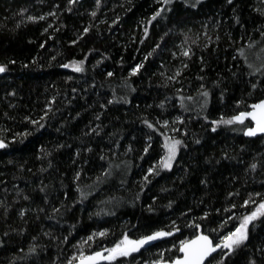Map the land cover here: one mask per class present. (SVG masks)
Wrapping results in <instances>:
<instances>
[{"label":"trees","instance_id":"trees-1","mask_svg":"<svg viewBox=\"0 0 264 264\" xmlns=\"http://www.w3.org/2000/svg\"><path fill=\"white\" fill-rule=\"evenodd\" d=\"M57 4L59 9L55 8ZM67 5L68 0H0V62L17 61L10 72L0 74V129L4 130L0 136L6 142L16 141L0 150V201L8 208L6 214L0 208V264H52L57 256L60 259L56 264H64L75 251L72 244L94 231L109 229L110 235L102 243L111 246L123 231L137 238L175 220L180 233L146 247L147 251L142 249L143 255L135 254L136 261L143 264L155 259L162 248L171 247L172 242L190 237L193 229L185 225L194 217L209 212L206 221L197 222L216 227L228 215L222 211L224 207L241 204L249 193L264 192V138L244 136L240 125H220L213 132L210 123L221 115L229 117L244 110V104L236 108L237 101L251 104L264 99V82L253 90L251 84L259 78L248 75L242 59L233 60L238 49L244 47L252 61V53L261 46L251 50L246 47L251 41H261L255 29L264 26V16L255 9H264L262 0H233L232 4L227 0H203L197 8L185 7L182 0H176L167 20L151 24L148 20L157 8L154 0H101L95 18L90 16L95 0H79L72 12L65 10ZM53 10L57 18L47 16L36 22L27 19L46 16ZM237 16L240 24L235 22ZM89 25H93L90 32L73 45L72 41ZM145 26L149 30L146 39ZM165 32L169 34L164 36ZM183 34L190 37L184 47H191V59L181 55ZM162 36L161 48L144 62L140 73L130 76L132 67L144 61ZM72 60H84V72L61 67ZM183 63H187L186 69ZM178 69L181 75L168 82L167 77ZM108 72L113 76L108 77ZM202 85L210 93L203 112V98L198 95ZM179 95L196 97V102L185 100V110ZM53 98L55 103L42 122L43 128L37 130L24 122L25 116L38 119L43 115ZM109 100L114 102L108 104ZM162 102L164 107H158ZM98 114L99 120L95 118ZM178 116L185 123L174 125L179 132L169 129L167 134L184 140L187 147L180 149L171 171L150 177L151 183L141 188L147 169L163 155L164 139L159 132L148 129L143 119L155 124L157 119L171 122ZM93 128L99 135L91 132ZM25 131L31 134L21 142L15 133ZM185 131L187 135H183ZM148 136L152 137L150 142ZM196 139L199 144L194 142ZM146 143H151L147 154L143 151ZM42 147L51 155L42 153ZM225 152L234 159H223ZM100 155L105 161L99 159ZM108 159L119 163L120 171L82 204L71 207L78 197L72 180L75 172L83 168L81 187L92 184ZM253 162L258 163L257 170L246 171ZM42 168L46 171L41 172ZM43 185L48 186V203L45 193L39 190ZM229 192L240 195L229 200ZM137 193L139 200H135ZM25 195L30 199L25 200ZM170 201L171 208L167 207ZM61 202L68 207L53 214L52 208L61 207ZM149 205L152 212L148 211ZM24 209L28 211L21 217L19 213ZM216 209H221L219 215ZM243 211L238 209L237 214ZM184 212L188 215L182 216ZM253 234V244H258L264 238V226L257 227ZM65 236H69L67 244L61 243ZM32 245L37 246L38 254L28 255ZM233 259L234 264H243L244 255Z\"/></svg>","mask_w":264,"mask_h":264},{"label":"snow or ice","instance_id":"snow-or-ice-1","mask_svg":"<svg viewBox=\"0 0 264 264\" xmlns=\"http://www.w3.org/2000/svg\"><path fill=\"white\" fill-rule=\"evenodd\" d=\"M79 0H68V5L66 7V11L72 12L73 6L77 4ZM203 0H182L185 7L197 8L200 4H202ZM228 4H232L233 0H227ZM264 2V0H262ZM154 3L157 5V8L151 15L148 20V24H151L153 21L159 20H167L168 14L173 11V5L176 3V0H154ZM101 6V0H95V10L90 12V16L95 18L97 16V11ZM60 5H55L56 9H59ZM258 14L264 16V9L256 8L255 9ZM26 11V10H25ZM47 16H51L57 18V12L55 10L50 11L47 15H40L39 17L28 16L27 19L32 22H36L37 20L43 21L47 18ZM117 21H113V23H117ZM235 22L240 24L241 21L237 16L235 18ZM101 23H106V21H101ZM20 25L17 24V27ZM49 28L52 27V24L48 25ZM93 25H89L83 28V32L78 36L77 40H73L72 44L75 45L78 43L80 39H83L85 35H87ZM59 31V29H56ZM45 32L48 31L47 28L44 29ZM170 31V30H169ZM255 31L260 33L261 41H251L247 44V49H255L257 45H261L258 51L253 52L254 60H249V54L245 51L244 47L238 49V55L233 56V60L240 58L243 60L244 66L248 69V75L252 77H258L257 82L251 84V88L255 90L259 83L264 82V26H260L255 29ZM148 27L145 26L144 34L145 39L148 36ZM169 33L165 32L164 36H167ZM184 39L179 45L181 48V55L183 57H187L191 59L192 52L191 47H184L189 42L190 37L187 34H183ZM164 36L161 37V42L157 43L152 51L148 52L144 56V61L135 64L132 67L130 76H135L140 73L141 69L144 68V62L151 57L157 49L161 48V44L164 42ZM205 36H207V32H205ZM210 39V38H209ZM219 37H217V40ZM196 40H191L192 44H196ZM141 44L144 43L142 39L140 41ZM44 45L42 44L41 47ZM173 57L176 58V53H173ZM54 60L55 57H52ZM86 59V58H85ZM203 63V60H201ZM17 61L15 59L9 60L7 63L0 62V74H6L11 71V65H15ZM35 63V61H33ZM84 60H72L69 63L61 64L63 68H71L74 72H84ZM100 61L97 62L99 64ZM23 67L27 68L28 65L24 64ZM188 67L187 63H183V68L186 69ZM161 75H164L161 73ZM181 75V70L178 69L173 76L167 77L168 82H172L176 77ZM108 77H112L113 73L108 72ZM199 79H203V77H198ZM71 79V77H68ZM125 86L131 88L130 84L125 82ZM167 86V84L165 85ZM218 86V85H217ZM75 92L76 90L73 89ZM131 91H135L134 88H131ZM178 92H182V89H178ZM115 95V92H113ZM10 95H15V92L10 93ZM198 95L203 98V103L200 104V111L203 112L206 109L208 98L210 93L208 90L201 86V90L198 92ZM251 95V93H249ZM221 98H223V93ZM180 101V106L187 110V106L185 105V100L190 102H196V97L179 95L178 97ZM114 101L109 100L108 104H112ZM119 102V101H115ZM125 103L128 101L125 99ZM55 103V98L49 102V106L44 110L43 115H41L38 119H34L31 116H25L24 122L34 126L37 130L43 128L45 125L42 123L45 121L49 113L52 112L51 104ZM244 104V110H240L237 113L225 117L223 115L220 116L217 120H212L210 123L213 125L211 130L215 132L217 127L220 125L232 126V125H240L243 127V135L246 137H257L260 135L264 138V99H260L258 102L246 104V102L242 99L237 101L236 108L239 109L241 105ZM14 107V105H13ZM158 107L163 108V102L158 105ZM101 108H105V105L101 104ZM7 116V113H5ZM97 120L100 119V115L98 114L95 117ZM206 121L208 120L207 116L203 117ZM246 121L248 123H246ZM143 123L150 129L152 132H159L161 136L164 137L163 143L161 145L163 149V155H161L158 161L151 165L147 169V173L143 176V182L141 184V188L151 183L150 177L158 176L161 171H171L174 162L176 161V157L182 147H187L184 140L178 139L175 136H170L167 134V130H171L172 132H179L180 129L174 127L175 124H184L185 121L181 117H176L173 121L169 122L168 120H159L157 119L155 124L149 122L147 118L143 119ZM159 126V127H158ZM99 128V125H97ZM97 128L91 129V132H95L99 135ZM161 128L165 131H161ZM0 131H4L0 129ZM31 133L29 131H25L23 133H15L16 137H21V142L23 139H26ZM90 133H85L88 135ZM183 135H187V131L183 133ZM147 140L150 142L152 140L151 136H148ZM15 139L10 142H6V138L4 136H0V149H7L10 143H15ZM196 144L200 143L199 139L194 141ZM60 147H63L62 145ZM151 148V143H146L144 147V153L147 154L149 149ZM42 153L46 156H50L51 153L46 152L42 147L40 149ZM88 152H91L92 149L88 148ZM128 151H131V147H129ZM80 152L77 151L76 156L79 157ZM223 159H234V157H229L225 152ZM99 159L101 161H105V156L100 155ZM143 159V156L141 157ZM75 163V161H74ZM219 163V161H217ZM107 166L102 167L101 171L95 176L92 184L84 185L81 187V177L84 175L83 168L78 169L72 180L75 184V191L78 193V197L75 201H73L71 207H75L77 203L82 204L85 200L88 199L89 196L93 195L94 192L100 190V186L108 183V181L114 176L115 172L120 171L121 165L116 163L113 159H108L106 162ZM49 167H51V163H49ZM258 168V163H251L246 171L255 172ZM41 172L46 171V169H41ZM124 181L121 180V184ZM201 183H206V181H201ZM43 184V181H41ZM47 185H43L40 187V192L45 193L44 200L45 203H48L47 196ZM87 189V191L85 190ZM163 191H167V189H162ZM6 191V190H5ZM65 195V200L68 199L67 193ZM239 192H229L228 199L231 200L233 196H239ZM25 200L30 199L27 195L23 197ZM140 199V193H137L135 196V200ZM111 201H101V203H110ZM68 206L61 202V207H53L52 213L59 214L61 213V208H67ZM167 207H172V202L170 201ZM0 208H3L5 214L8 211L7 206L4 201H0ZM238 209H244L245 211L239 212L237 214ZM70 210V209H69ZM28 209L22 210L19 215L24 217ZM39 211L43 212L44 209L40 208ZM103 211V210H101ZM148 211L152 212V206L149 205ZM189 212L191 209L188 210ZM224 213H228L226 217H222L220 221L217 222L216 227L209 228L207 225H203L197 221H206L210 216L209 212H205L202 216L194 217L191 223L185 225L186 228L193 229V233L190 237H186L184 239H178V243L172 242L171 247L162 248L160 251L155 253L156 258L148 261H144L143 264H234V257L243 254L244 260L243 264H264V238L260 239L258 244H253V240L256 238L254 236V230L257 227L264 226V192H253L249 193L246 199H243L242 203L237 205L236 203H231L230 206L224 207L222 210ZM221 209H216V213L219 215ZM106 214H114V213H106ZM96 215H100V212H97ZM182 216H187L188 212H184L181 214ZM51 218V217H49ZM75 226H73L74 228ZM181 228L173 220L169 225H166L164 228H160L158 230L152 231L150 234H144L137 238H132L128 231H123L120 237L111 242V246L104 245L102 242L106 240L110 235L109 229H102L98 231H94L90 233L87 237H81L80 240L72 244V248L75 249L74 252L68 257L65 258L64 264H132L133 261H136V255H143L142 249L147 251L146 246H156V242L165 241L168 237H174L176 233H180ZM5 236L8 235L7 232L4 233ZM45 235H50V233H45ZM71 232L69 233V236ZM114 235V233H112ZM69 236H65L61 243L67 244L69 242ZM35 240L36 238L33 237ZM101 243L97 244V241ZM95 245V247H93ZM2 246V245H0ZM43 249H41L42 251ZM175 252L174 255H169ZM37 246L32 245L28 249V255H36ZM60 257L57 256L56 260H59ZM56 260L52 262V264H56ZM136 264H141L140 261H136Z\"/></svg>","mask_w":264,"mask_h":264},{"label":"water","instance_id":"water-1","mask_svg":"<svg viewBox=\"0 0 264 264\" xmlns=\"http://www.w3.org/2000/svg\"><path fill=\"white\" fill-rule=\"evenodd\" d=\"M257 137H260V135H258ZM252 138H256V137H252ZM1 150V149H0ZM146 247H148V246H146Z\"/></svg>","mask_w":264,"mask_h":264},{"label":"rangeland","instance_id":"rangeland-1","mask_svg":"<svg viewBox=\"0 0 264 264\" xmlns=\"http://www.w3.org/2000/svg\"><path fill=\"white\" fill-rule=\"evenodd\" d=\"M174 163H175V162H174ZM173 166H174V164H173ZM172 169H173V167H172ZM172 169H171V170H172ZM165 171H167V170H165Z\"/></svg>","mask_w":264,"mask_h":264}]
</instances>
